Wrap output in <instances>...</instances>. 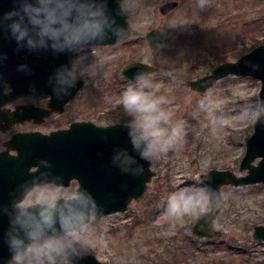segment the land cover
<instances>
[{
    "label": "rangeland",
    "instance_id": "obj_1",
    "mask_svg": "<svg viewBox=\"0 0 264 264\" xmlns=\"http://www.w3.org/2000/svg\"><path fill=\"white\" fill-rule=\"evenodd\" d=\"M164 1L122 0L130 25L138 33L72 52L70 70L84 83L66 110L0 129V147L15 127L44 131L82 119L98 124L129 123L131 118L119 98L130 82L121 74V67L134 60L157 67L151 73L150 90L167 98L174 123H184L183 142L150 160L154 174L144 193L133 198L125 210L90 216L68 232L33 242L31 252L18 253L22 258L39 261L45 254L43 243L61 246L71 236L78 241L74 250L95 255L99 264H264V239L253 236L254 225L264 224L263 181L221 185L223 205L213 219L214 227L222 231L220 236H197L191 228L193 219L173 223L164 215L168 196L177 190L206 186L200 175L210 168L247 172L240 169V160L245 152L244 138L253 131L254 122L251 113L244 119L233 118L244 109L259 108L260 79L227 74L204 91L183 82L209 73L217 63L234 60L264 42V0H210V6L203 10L197 0H178L175 8L161 13L159 5ZM153 27L168 31L170 38L163 47H149L145 32ZM20 96L6 103L9 109L22 105L14 106L16 101L46 99L43 95ZM77 185L72 181L68 187L39 186L28 199L71 196ZM14 257L8 264H16ZM65 264H72L69 256Z\"/></svg>",
    "mask_w": 264,
    "mask_h": 264
},
{
    "label": "water",
    "instance_id": "obj_2",
    "mask_svg": "<svg viewBox=\"0 0 264 264\" xmlns=\"http://www.w3.org/2000/svg\"><path fill=\"white\" fill-rule=\"evenodd\" d=\"M177 5L178 0H166L159 5V11L167 13ZM10 13L22 18L36 46L29 47L13 38L11 21L6 19ZM103 31L107 34L103 35ZM136 33L122 0H0V129L24 119L38 121L51 111L63 109L64 103L84 83L76 77L75 86L66 92L58 86V75L70 69L72 52L86 45L113 43ZM145 38L154 49L157 42L166 43L170 35L165 29L153 27L145 32ZM156 69L149 63L134 60L121 67V74L134 83L137 73H152ZM227 74L259 78L258 110L264 111V42L183 83L204 91ZM7 84L10 89L5 91ZM31 93H48V106L27 103L15 109L2 108L11 98ZM128 124L74 120L68 127L48 133L16 131L3 142L6 148L0 150V264H8L32 242L74 229L91 215L101 217L125 210L132 198L146 190L154 171L150 160L141 158L134 149ZM244 140L240 169L246 168L245 174L210 168L200 175L211 190V211L192 223V232L197 236L211 238L222 234L213 225L223 205L221 185L264 182V115L253 123V131ZM11 148L17 152H10ZM122 154L136 161L129 170H124L117 159ZM256 157L259 159L254 163ZM72 178L78 181L73 196L58 198L52 205L31 203L24 211L16 205L36 184L67 185ZM253 236L264 239V224L254 225ZM69 258L72 264L101 262L95 255L77 253L74 248Z\"/></svg>",
    "mask_w": 264,
    "mask_h": 264
},
{
    "label": "clouds",
    "instance_id": "obj_3",
    "mask_svg": "<svg viewBox=\"0 0 264 264\" xmlns=\"http://www.w3.org/2000/svg\"><path fill=\"white\" fill-rule=\"evenodd\" d=\"M198 6L203 10L210 6V0H197ZM6 19L11 21L9 27L13 38L18 43H27L29 47H34L35 41L29 38V32L25 27L21 17L14 13L6 15ZM115 26V21L112 22ZM107 32L103 31V35ZM115 34V33H114ZM97 35H101L100 32ZM157 47H163L157 42ZM151 73H137L134 83L121 93L120 106L131 118L128 127L133 147L140 154L141 158L151 160L166 155L170 150L181 144L184 140V123H174L167 107L168 100L162 95H156L152 90ZM76 82L75 72L66 70L58 75V86L63 90L74 87ZM251 113L252 122H256L264 115V111L258 109H244L239 117L233 119H244ZM222 123V121H221ZM117 159L124 170H129V166L136 161L122 154ZM139 171V169H135ZM211 190L206 186H194L190 190H177L171 193L166 202L164 215L173 223H182L185 218L193 220L209 214L211 211ZM78 241L68 237L67 242L61 246H53L43 243V252L39 261L31 258L24 259L21 255H16V264H65L68 256L72 254L73 248ZM25 251L31 252L29 247Z\"/></svg>",
    "mask_w": 264,
    "mask_h": 264
},
{
    "label": "flooded vegetation",
    "instance_id": "obj_4",
    "mask_svg": "<svg viewBox=\"0 0 264 264\" xmlns=\"http://www.w3.org/2000/svg\"><path fill=\"white\" fill-rule=\"evenodd\" d=\"M97 45H101V44H97ZM88 46H90V47H93V46H95V45H88ZM85 47V46H84ZM6 90L7 89H9V86H7L6 88H5ZM28 95H37V96H40V95H43V96H45L46 97V99H45V101H42V102H33V101H30V100H23V101H16V102H14V106H17L18 104H26V103H33V104H35L36 106H40V107H47L48 106V100H49V95L47 94V93H39V94H28ZM20 97H25V95H23V96H20ZM19 97V98H20ZM67 105H68V101H66L65 103H64V106H63V109L61 110V111H54V113L55 114H62L65 110H66V108H67ZM10 106V104L8 103V104H3V107H5V108H8ZM41 118V117H40ZM39 118V119H40ZM82 120H90V119H82ZM33 121H35L33 118H31L30 120H29V122H33ZM73 120H71V121H69V123H68V121H66L65 122V124L64 125H57V126H55V127H53V128H48V129H46V130H41L42 132H50V131H52V130H56V129H60V128H66V127H68V125L72 122ZM93 121V120H92ZM16 130H40V129H38V128H33V127H29V128H18V127H15L14 128V130L11 132V134L14 132V131H16ZM11 134H10V136H11ZM9 136V137H10ZM5 141V139H2L1 140V143L3 144V142ZM6 147H5V145L3 144L1 147H0V150H4ZM10 152H12V153H16L17 152V150L14 148H11L10 150H9ZM72 181H76L77 182V180L76 179H72L70 182H72ZM78 183V182H77ZM44 185H47V186H51V187H54V188H61V187H68V184L67 185H60V184H56V183H54V182H45V183H41V184H37V185H34L32 188H31V190L29 191V192H27L25 195H24V197L21 199V200H19L18 202H17V205L19 206V208H20V210L21 211H24L25 209H26V207L28 206V205H30L31 203H35V202H38V203H46V204H48V205H52V204H54L56 201H57V199L58 198H68V194H56L54 197H53V199L52 200H29L28 199V197H29V195L31 194V192H32V190L33 189H35L36 187H39V186H44ZM66 232H68V231H66ZM58 233H64V231H61V232H57V233H55V234H58Z\"/></svg>",
    "mask_w": 264,
    "mask_h": 264
},
{
    "label": "trees",
    "instance_id": "obj_5",
    "mask_svg": "<svg viewBox=\"0 0 264 264\" xmlns=\"http://www.w3.org/2000/svg\"><path fill=\"white\" fill-rule=\"evenodd\" d=\"M234 51V50H233Z\"/></svg>",
    "mask_w": 264,
    "mask_h": 264
}]
</instances>
